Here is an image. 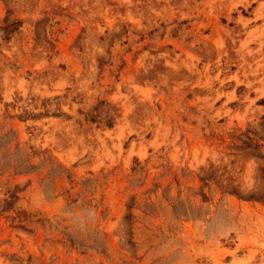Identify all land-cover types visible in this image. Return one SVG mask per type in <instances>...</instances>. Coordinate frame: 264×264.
<instances>
[{"label":"rangeland","instance_id":"1","mask_svg":"<svg viewBox=\"0 0 264 264\" xmlns=\"http://www.w3.org/2000/svg\"><path fill=\"white\" fill-rule=\"evenodd\" d=\"M0 264H264V0H0Z\"/></svg>","mask_w":264,"mask_h":264}]
</instances>
